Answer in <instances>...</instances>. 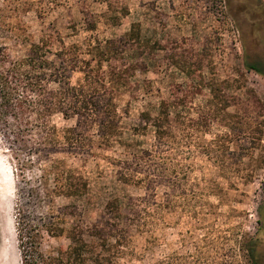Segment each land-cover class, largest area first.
<instances>
[{"label":"rangeland","instance_id":"1","mask_svg":"<svg viewBox=\"0 0 264 264\" xmlns=\"http://www.w3.org/2000/svg\"><path fill=\"white\" fill-rule=\"evenodd\" d=\"M122 3L129 15L121 24L100 23L93 33L85 30L84 12L100 16L107 11L105 2L70 0L69 6L44 20L30 13L25 21L35 42L42 31L55 26L69 46L118 39L134 24L139 25L151 55L144 56L146 69L136 72L118 101L123 139L135 147L128 152L115 144L101 152L111 160H127L150 149L153 130L136 135L141 115L149 112L156 116L161 102L169 100L173 91L180 103H185L177 112L189 119L187 144L184 127L176 130L179 140L173 159L179 172L173 187L159 190L160 197L171 194L174 211L166 218L169 226L158 235L160 245L147 253L145 263L173 255L177 264H252L245 245L257 240L260 250V235L264 236L260 233L264 230V77L249 71L246 62L254 64L253 57L264 59V0ZM73 24H77L75 30ZM9 45L14 55L25 53L24 46ZM82 78V74H74L73 84ZM184 91L190 94L187 100ZM217 95L219 99L214 100ZM213 101L217 112L212 111ZM210 113H214L212 121L201 123L200 116ZM54 121L60 128L76 124L59 116ZM69 162L87 180L88 195L57 199L56 206L81 205L91 223L100 218L111 200L125 205L129 197L144 196L143 190L121 183L118 169L103 158ZM183 172L188 175L184 177ZM19 174L17 162L0 139V264H21L15 229L22 187ZM29 210L38 214L35 205ZM137 241L141 243L140 238ZM68 245V240L58 239L45 241L44 248ZM261 261L256 259L257 264Z\"/></svg>","mask_w":264,"mask_h":264},{"label":"trees","instance_id":"2","mask_svg":"<svg viewBox=\"0 0 264 264\" xmlns=\"http://www.w3.org/2000/svg\"><path fill=\"white\" fill-rule=\"evenodd\" d=\"M96 1L105 2L107 11L100 16L84 12L89 33L100 23L119 26L129 15L122 0ZM69 4L70 0H0V139L17 162L22 183L15 210L21 264H177L173 255L145 262L147 253L160 245L158 235L169 226L166 218L174 211L171 194L160 197L159 190H170L179 172L173 155L179 140L176 130L184 127V144L188 141L189 119L177 112L185 103L173 91L156 116L141 115L136 135L153 130L150 149L127 160L105 156L101 151L115 144L128 152L135 147L123 139L118 101L136 72L146 69L144 56L151 54L135 24L118 39L89 41L85 46L67 45L55 26L42 31L35 42L25 18L34 13L44 20ZM76 28L73 24L71 29ZM9 43L24 46L25 53L14 55ZM246 68L263 77L249 61ZM76 73L83 78L73 84ZM184 94L187 100L190 94ZM213 103L212 111L217 112ZM212 114L200 116L201 123L209 124ZM58 116L75 120V126L58 127L54 121ZM91 157L109 161L118 169L121 183L144 191V196L129 197L125 205L111 200L94 223L85 218L81 205L56 206L57 199L88 195L87 180L69 161L86 162ZM32 205L38 214L29 210ZM58 239L69 245L44 248L45 241ZM257 244L251 240L245 245L252 264H257Z\"/></svg>","mask_w":264,"mask_h":264},{"label":"flooded vegetation","instance_id":"3","mask_svg":"<svg viewBox=\"0 0 264 264\" xmlns=\"http://www.w3.org/2000/svg\"><path fill=\"white\" fill-rule=\"evenodd\" d=\"M254 61V65H256L262 72L263 74V77H264V59H257L256 57L254 58L253 57V60ZM260 233H264V230L262 228V230H260ZM260 242L263 244L261 245L262 249H257V252H256V259L257 260H262L261 263L264 264V236L260 235ZM260 247V248H261ZM260 262H258V264H261Z\"/></svg>","mask_w":264,"mask_h":264}]
</instances>
